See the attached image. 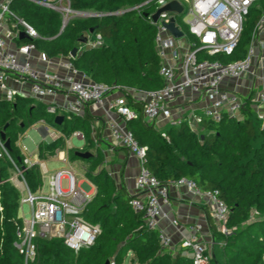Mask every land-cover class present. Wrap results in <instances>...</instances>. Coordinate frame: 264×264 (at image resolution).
Instances as JSON below:
<instances>
[{
    "label": "built area",
    "instance_id": "obj_1",
    "mask_svg": "<svg viewBox=\"0 0 264 264\" xmlns=\"http://www.w3.org/2000/svg\"><path fill=\"white\" fill-rule=\"evenodd\" d=\"M13 1L0 0V101L14 102L18 96L27 97L9 85L14 80L27 83L29 98L44 104L47 112L55 118L65 114L84 117L90 113L95 119L92 139L96 145L103 139L112 147L123 148L138 160L139 171L130 193V206L144 215L149 230L157 231L161 247L175 253L183 250V256L192 264H210L213 254L206 243L198 238L195 230L182 236L177 249L160 226V222L168 218L165 209L170 205L169 190L146 167L148 147L140 146L127 128L128 122L138 118V112L132 109L130 102L142 104L144 122L159 131L167 141L165 130L168 127L187 124L191 131L199 134L203 131L204 122L217 125L226 118L242 121L247 103L263 120L264 75L255 76L257 83L246 94L240 93L237 86L243 77L253 74L260 50L264 49V13L255 26L244 59L228 64L214 59L234 54L252 8L263 0H148L130 9L139 11L149 5L155 6V11L148 17L155 27L154 43L160 60L159 76L163 86L149 91L95 83L74 67L75 58L71 53L67 57L52 58L38 51L32 41L39 39V34L12 12ZM24 1L59 13L61 31L73 19L104 16L92 11L74 10L69 0ZM172 2H177L182 12H162L155 22L152 17ZM185 13L189 16L186 23L188 33L177 22V16ZM172 18L176 28L183 33L180 38L172 35L166 27ZM21 33L26 34L28 42H20ZM85 37L87 42L77 45V56L84 49L104 45L100 34H95L92 39L88 32ZM199 56L206 58L201 60ZM92 106H96V110H103L102 120H96L99 116ZM37 126H40L41 142L64 140L65 150L58 151L53 159L63 163L66 169L49 171L48 160L38 158L41 142L35 145V152H29L24 144L28 138L26 133ZM28 130L19 135L16 142L23 156L22 165L12 159L10 147H6V142L0 136V159L10 162L13 173L9 181L21 196L14 247L23 256L24 264L35 262L37 239H60L68 249L78 253L92 247L102 233L100 225L92 224L85 218L97 190L95 188L92 193H86L81 189L83 181L79 180L68 153V149L73 148L72 139L81 141L83 145L79 149L83 150L87 143L85 134L76 131L70 137H65L44 121L33 124ZM33 165L39 166L42 179L41 187L36 192H31L24 178L26 170ZM83 170L87 174V168ZM64 181L66 188H63ZM169 185L186 188L192 195L201 198L218 229L229 236L230 210L217 191H203L188 178L171 181ZM24 204L30 207L29 218L24 214ZM172 224L176 225L177 222L172 221Z\"/></svg>",
    "mask_w": 264,
    "mask_h": 264
},
{
    "label": "trees",
    "instance_id": "obj_2",
    "mask_svg": "<svg viewBox=\"0 0 264 264\" xmlns=\"http://www.w3.org/2000/svg\"><path fill=\"white\" fill-rule=\"evenodd\" d=\"M69 1L74 10L104 16L73 19L61 31V15L53 10L24 0H14L11 10L38 32L40 38L32 41L36 49L52 58L69 56L79 38L95 29L93 35L100 34L104 45L84 49L73 60L74 67L91 81L144 91L163 86L154 43L155 27L148 17L155 6L130 11L148 0ZM262 4L264 7V0ZM260 17L256 15L248 23L246 21L239 45L229 57L231 62L247 56ZM33 100L18 96L14 102L0 101V132L8 125L5 134L10 141L12 159L22 165L23 156L16 146L19 133L39 121L65 137L76 131L83 132L87 139L83 151L96 148L98 153L90 159L86 174L97 192L85 218L100 225L102 233L92 247L78 253L68 249L60 239H37V257L32 264H124L130 254L131 264H192L183 256V250L175 253L163 249L157 231L149 230L144 215L130 206L131 196L124 184L123 167L119 183L102 168L105 159L99 148L102 144L108 147L109 143L103 139L98 145L93 142V116L90 113L84 117L65 114L62 123L56 125L55 116L47 112V107ZM130 106L138 112V118L128 122L127 128L140 146L148 147L146 167L151 174L164 186L180 178L193 180L203 191H217L228 206L229 236L221 233L206 212L214 244L224 243L220 248L223 260L218 261L214 255L210 264H264V119L260 120L247 103L242 121L226 118L217 125L204 122L199 134L191 131L187 124L169 127L165 130L167 141L144 122L141 103L131 101ZM64 150L63 139L41 142L38 158L47 161ZM74 151H68L70 159L76 158ZM11 168L10 162L0 159V264H24L23 256L14 247L21 196L9 181ZM24 178L31 192L41 187L38 165L27 169Z\"/></svg>",
    "mask_w": 264,
    "mask_h": 264
},
{
    "label": "crops",
    "instance_id": "obj_3",
    "mask_svg": "<svg viewBox=\"0 0 264 264\" xmlns=\"http://www.w3.org/2000/svg\"><path fill=\"white\" fill-rule=\"evenodd\" d=\"M259 75H264V49L260 50V57L255 62L253 74L243 77L238 83V91L246 94L251 86L256 85L257 78L255 76L258 77ZM9 85L29 97V86L27 83L21 84L12 80ZM1 96L2 94L0 93V98ZM92 110H96V106H92ZM95 114L99 116L96 120H102L103 110L97 108ZM109 146L103 154L110 158H106L109 162L110 160L113 161V166L119 168L118 175H120L121 168L123 167L124 184L130 194L133 191L135 178L139 171V162L135 157L128 154L126 150L115 151L111 145ZM167 187L170 195V205L166 207L165 211L168 214V218L163 219L160 222V226L172 239L174 247L178 249L182 236L188 235L192 230H195L198 238L204 241L208 248H210L214 244V240L207 220L206 212L208 209L204 205L203 200L192 195L186 188H179L173 185H168ZM172 221H176L177 224L173 225Z\"/></svg>",
    "mask_w": 264,
    "mask_h": 264
},
{
    "label": "rangeland",
    "instance_id": "obj_4",
    "mask_svg": "<svg viewBox=\"0 0 264 264\" xmlns=\"http://www.w3.org/2000/svg\"><path fill=\"white\" fill-rule=\"evenodd\" d=\"M262 2H259V3L254 5V7L251 10L250 16L247 18V23H248V20L251 19L253 16L262 15L264 13V7H263ZM188 20H189V16H187V13L182 14L180 16H177L178 24L183 28V30L186 33H188V26L186 24ZM247 23H246V25H247ZM91 38L92 39L94 38L93 34L91 35ZM205 58L206 57H204V56H199V59H201V60L205 59ZM207 59L211 60V58H207ZM220 61L222 63H225V64L231 63L229 57H223L220 59ZM33 102L37 103L35 100H33ZM39 128H40V126H37L34 129L28 130L26 133L28 138H26L24 140V144L27 146L29 152H31V153L35 152V145H38L42 141V136H41L40 132L38 131ZM22 133L23 132L19 133V135H21ZM71 144L73 146L72 149L75 150L74 152L83 151V150L79 149V147H81L83 145V143L81 141H78L76 139H72ZM85 147L86 146H84L83 148H85ZM70 150L71 149H68V151H70ZM105 150H107V146L105 144H102L101 148H99L100 154L105 153ZM83 152H85V151H83ZM89 152H91L95 157L98 154L96 148H92L91 150H89ZM103 156H104V154H103ZM106 158L110 159L109 157L104 156L105 160H104V164L102 165V168H105L107 170V172L110 174V176L113 177L117 183H119L120 182L119 181L120 180L119 175H118V173H119L118 169L119 168L117 166L116 167L113 166L112 165L113 161L110 160V162H109V160ZM70 162L74 166V168L77 170L79 180L83 181V183L81 184V189L86 193H92L96 187L92 182H90L88 180L86 172L83 170V168L84 169L87 168V170L89 171L90 160H83L80 158H71ZM47 167H48L50 172L66 169V166L63 163L58 162V160L53 159V157H51L50 160L47 161ZM115 168L117 169L116 171H115ZM11 173H13L12 169H11ZM63 188H66V182L65 181L63 183ZM23 211H24V214L26 215V217L29 218L30 213H31L29 205L24 204L23 205ZM223 244L224 243H221L219 245L212 244L210 246V250H211V253L213 254V257L215 255L217 257L218 261L223 260L221 254H220V248H223ZM131 257H132V255L130 254L129 257L127 258V260L124 262V264H131L130 263Z\"/></svg>",
    "mask_w": 264,
    "mask_h": 264
},
{
    "label": "water",
    "instance_id": "obj_5",
    "mask_svg": "<svg viewBox=\"0 0 264 264\" xmlns=\"http://www.w3.org/2000/svg\"><path fill=\"white\" fill-rule=\"evenodd\" d=\"M165 11H169V12H173L176 11L178 13L182 12V7L177 3V2H172L170 4H168L167 6H165L164 8L160 9L153 17L152 19L156 22L159 18L160 13L165 12ZM119 14V13H118ZM117 15V14H115ZM167 29L171 32L172 35H174L177 38H180L183 36V33L180 32L178 30V28H176L175 26V20L174 18L171 19V22L169 24L166 25ZM89 33L92 35L95 33V29H90ZM27 36L25 33H21V40L22 39H26ZM78 42L85 44L87 42V38L85 36H82L79 38ZM77 52H78V48L75 47L72 51H71V56L73 58H76L77 56ZM63 117L62 116H58L55 118L54 122L56 125H60L63 121ZM8 127V125L4 128L3 131L0 132V136L1 139L3 141L6 142V147H10V141L6 138V134H5V129ZM263 131H264V124H263ZM76 158H80L83 160H90L92 157H94V155L91 152H83V151H76L74 153ZM1 180V178H0ZM106 264H109L108 262Z\"/></svg>",
    "mask_w": 264,
    "mask_h": 264
}]
</instances>
